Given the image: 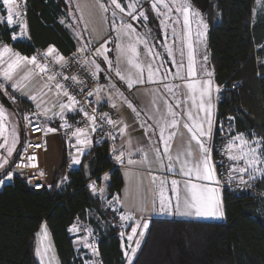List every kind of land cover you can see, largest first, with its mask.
<instances>
[{
	"label": "trees",
	"instance_id": "1",
	"mask_svg": "<svg viewBox=\"0 0 264 264\" xmlns=\"http://www.w3.org/2000/svg\"><path fill=\"white\" fill-rule=\"evenodd\" d=\"M254 2L190 0L208 25L207 51L212 78L219 89L212 132V156L219 180L217 147L223 145L227 136H264V18L254 19ZM69 3L86 40L76 0ZM24 7L28 36L13 40L14 29L0 22V41L28 57L36 49L49 46L63 57L75 50V41L60 22L67 17L68 0H24ZM20 102L28 105V111L30 105L25 98ZM49 125L59 124L57 121ZM221 125L229 127L227 135L221 136ZM91 140L81 162L67 167L64 137L62 165L48 191L32 190L16 174L2 185L0 264H37L32 246L43 222L59 264H86L87 257L74 246L69 231L76 219L92 227L99 264H125L116 219L110 218V210L103 208V200L95 197L87 185L92 178L100 183L102 174L107 173L105 192L111 199L119 194L122 178L118 168L112 166L106 143L98 142L96 137ZM11 165L2 175L10 171ZM257 190L264 192V182L258 184ZM222 201L225 215L219 222L150 218L131 264H264V196L222 186Z\"/></svg>",
	"mask_w": 264,
	"mask_h": 264
},
{
	"label": "snow or ice",
	"instance_id": "2",
	"mask_svg": "<svg viewBox=\"0 0 264 264\" xmlns=\"http://www.w3.org/2000/svg\"><path fill=\"white\" fill-rule=\"evenodd\" d=\"M2 3L4 10L6 11L5 17H0L3 19L8 26L19 25L21 28V35L26 34L27 25L23 22V12L22 7L23 3H17V0H0ZM258 5L264 6L262 4V0H256ZM111 4L115 6L116 9H119L120 12H125V9L121 7V4L118 0H111ZM100 7L107 11V8L103 4ZM139 8V0H131L128 5V15L131 16L132 20H136L139 17H143L147 19L143 10L138 11ZM152 8L157 12L158 15H163L166 19L168 18V14L171 13L172 9L175 8L177 12L181 13L183 17V27L184 34L178 39L182 42V47L180 48V55L183 59L184 57V47L187 48V78L181 77L179 69L184 67V64L178 63L176 64L175 60L173 63L176 64L178 71L176 72V77L182 80H186V89L187 94L185 95V100L183 103L187 104V101L190 100V106H187L185 109V114L188 117V120L191 121V124H185V127L192 134L191 138L194 140L199 146L200 151V159L198 161L193 162L191 159L192 153L191 149L188 148L183 153H178L176 159L180 161L181 157H184L181 162V173L186 177H195L196 181H208L209 183H201V182H192L189 179L184 185V200H183V213L187 215L195 214L196 216L203 217H215V218H223L224 206L220 192V180L217 178L216 172V162L212 158V146L209 141L212 138V129L214 123V106L212 103V82L210 79L207 80H198L196 79L197 71H196V60L194 56L193 43L191 40V30H190V17L195 18L198 22L199 28L202 29L198 32V36L201 38V42H203V37L205 36V32L207 30L208 25L203 21L202 14L200 11L192 8L190 0H153ZM163 8L165 11H161ZM255 12V9L253 10ZM113 16H116V12H113ZM121 19H123L121 17ZM63 22V21H62ZM163 23V22H162ZM175 23H179V21H175ZM113 30L118 31L119 36L117 38L116 50L118 59L116 62V71L115 74L121 81H126L127 86L132 88L136 84H143L144 81V71L145 66L142 62L139 61V53L137 49V44H144L147 47V41L137 34L133 29L131 24L122 23L118 28L115 24H113ZM173 34L176 35L175 30L173 29ZM17 38L16 34H13L12 39L15 40ZM128 40L129 43L125 46L121 43V40ZM107 43V41L105 42ZM84 49H78V51H83ZM107 49L102 45L100 49L96 50L95 55L100 56L104 55ZM148 55L155 56L156 54L151 51L150 48L147 49ZM168 55L173 56V49H168ZM43 56L46 58L52 57L56 63H60L62 66L66 63L64 61V57L57 53V50L54 46H50ZM123 57L126 64L128 65L127 75L122 73L120 69V58ZM104 60L112 66V61L108 60L107 55H104ZM204 60H207V56L204 57ZM87 63V61H85ZM95 65L97 71H99V65L95 64V61L92 62ZM27 68V71H23L22 75H19V79H16V76L23 70ZM134 70V71H133ZM203 70V69H201ZM48 72V64L41 63L37 56H23L18 52H14L11 47L7 44L0 43V77L3 78L4 81H12L11 87L15 90H23L28 86L34 78L41 76L42 74H46ZM159 69L152 68V63L150 62L147 65V75L149 82H152L154 75L158 74ZM207 76L211 77L212 73H206ZM56 79L55 75H48L47 82H52ZM65 79H70L73 83H83L82 81H78L75 75L66 77ZM164 79H167L165 76ZM5 85L0 83V90H3ZM164 87L169 91L173 92V88L169 87L167 84ZM177 89L180 87L179 85L175 86ZM55 88L57 90V96L66 97L67 101H61L59 103L60 111L55 112L54 116H59L61 120H64L65 113L79 111L83 112L84 116L87 118L89 122V129L92 132L97 131L96 124V116L89 115L82 107H79V101L76 100L75 96L71 95L68 89L64 84L57 82L55 84ZM51 90V89H50ZM219 91V89H216ZM46 95L43 91L33 92L29 99L35 102V106L38 110H41L39 113H35L34 115L43 114L47 117L49 109L44 107V100L42 97ZM89 96L92 95L91 92L88 93ZM175 95V93H173ZM180 102L178 101L177 106H179ZM167 116L172 117L169 121L167 117L162 116L160 123V138L164 143V153L166 155L169 154L171 145L168 140L174 135V133H169L168 138L165 139V130L166 128H172L176 125L177 121L175 117L178 115L170 104L165 101ZM115 106V105H113ZM131 107V105H129ZM95 112V110H93ZM202 114V115H201ZM107 114H102L100 116L101 120L106 118ZM25 119H28L25 116ZM230 120L232 118H229ZM107 123L113 126L118 121H113L111 118H107ZM64 127L67 126L65 123L62 125ZM126 127V126H125ZM89 129L86 128H76L72 132V136L76 138V151L78 154H82L84 149L91 145L92 140L89 138ZM34 130H40L38 127L34 128ZM45 131H56L54 128H47ZM120 133L123 134L124 128L119 129ZM252 138L249 139L245 133H237L235 136L230 137L227 140V143L223 146L222 151L227 156L228 160L232 162V166L228 168V178L229 180L237 178L234 174H240L238 176L239 182L241 185H250V183L259 178H264V136L257 137L255 133L251 134ZM0 137H4L5 142L0 144V148H6L8 156L12 155L13 150L15 149V145L17 142L16 130L12 128L9 132L7 128V112L5 108L0 105ZM10 138V143H9ZM115 151V149H114ZM137 151H141V149H137ZM157 153V158L159 159L160 153L159 149H155ZM131 155V153H128ZM124 153L121 152L120 155L116 156V160L119 162H123ZM146 161L147 156H144ZM168 159L171 161L173 158L171 155H168ZM81 161L79 159V155L74 156L72 163L79 164ZM129 164L135 163L133 160L128 161ZM7 163L5 159L3 162H0V168L4 167V164ZM173 165L170 163L168 165L169 170H171ZM247 175L248 180H244V175ZM12 173H8V178H11ZM66 179V178H65ZM105 179H107V174L105 175ZM155 180V177H154ZM3 181L0 180V184ZM163 183L161 182V188L159 192V201H160V211L171 213L172 211V203L171 199L165 195V189L163 187ZM172 184V193L173 196L177 200L176 211H180V192L178 188V182L176 180L171 181ZM215 185V186H212ZM89 187L92 189L95 194L97 188L95 183L90 184ZM101 197L103 198V194L105 192L104 188L99 189ZM119 198L113 197L111 201H108V206L118 205ZM118 211V207L115 209ZM121 221H129L133 219L132 213H121L120 214ZM142 229L138 232V228ZM148 228L147 221H137L136 224L132 227L131 233L128 234L127 238L129 241H133L134 236L142 237L144 235L143 229ZM70 231L77 232L79 228L76 225H73L70 228ZM121 235H124L122 233ZM48 239V233L46 226L42 225V239L40 241V246L37 248V256L41 259V264H58L55 260L54 249L50 244H45L44 242ZM84 243L83 247L90 249L94 255H98V251L94 247V245L89 244L87 242V237L83 238ZM134 243L138 246L140 244V239H136ZM131 251L134 253L136 248H132ZM51 253V256L49 255ZM126 256L131 260V256L126 252ZM86 264L89 262L86 261Z\"/></svg>",
	"mask_w": 264,
	"mask_h": 264
},
{
	"label": "crops",
	"instance_id": "3",
	"mask_svg": "<svg viewBox=\"0 0 264 264\" xmlns=\"http://www.w3.org/2000/svg\"><path fill=\"white\" fill-rule=\"evenodd\" d=\"M76 4L78 14L84 24L83 27L86 33L87 44L91 45V47L88 48L86 56L89 57V59L90 57H95V63L99 65V73H97L99 86L96 89L95 100L99 104L114 107L118 110V113L120 115L115 135L117 142V155H120L121 152L124 153L123 162L118 161L119 167H117L122 178V186L119 194L113 196L119 198V204L115 206L116 208L118 207L120 214L130 212L132 213L133 218L140 217L147 222L152 217L162 218L156 217L157 214H163V212L160 211V207H157L156 198L158 197L160 192L161 182H164L163 187L166 190L165 195L171 199L172 203L171 213L165 212L166 214H168V216H170L169 218L202 221H223L224 217L215 218L196 216L195 214H182L183 200L185 196V183L189 179H191L192 182L211 184V182L208 181H196L195 177L190 178L184 176L180 171L181 162L183 161L184 157H181L180 161L176 159L178 153H183L188 148L191 149V159L193 160V162L200 159L199 146L194 140H192V134L185 127V124H191V121L188 120V117L185 114V109L187 106H190L191 102L189 100L187 101V104L183 103L185 100V95L187 94V89L185 86L186 80L176 79L174 77V84L176 86L179 85L180 87L178 89L176 87H173V92L171 93L164 87L168 80L166 81L164 78H161V72L159 71L158 74H156L157 77H154L152 82H149L148 79L144 78L145 82L143 84H136L132 88H129L126 81H121L115 74L116 62L118 59L116 44L108 43L110 28L106 20L105 12L100 7V0H76ZM263 12L264 7L259 5L253 14V17L255 16L254 19L264 18ZM179 17L182 23L183 33H181L183 35L185 30L183 27V17L181 13H179ZM193 28L194 20L192 17H190L191 40L193 43L197 71V75L195 78L199 80V74L202 73V65H204L205 63L207 68L210 64V61L207 51V41L205 42L206 48L203 52L205 56H207V60H203L201 55L202 53H198V48L195 45V39L193 37ZM106 41L107 43H105ZM102 45L107 49L104 55H107L108 60L112 61L111 67L107 62H105L104 55H95L96 50L100 49ZM182 46L183 45L181 44V47ZM181 47H174L175 55L178 53V57H175L174 60L176 64L181 62L184 64V67L182 69H179V72L181 77L187 78V52L184 47V57L182 59L180 55ZM200 50L202 49L200 48ZM138 53L139 61L142 62L145 66L144 74L147 72V65L150 62L152 63V68L154 71L157 68L160 70L159 60L153 59L154 61L147 62L144 57L142 58L140 56L139 51ZM162 61H167L166 63L170 64V67H168L169 69H176L178 71L176 64L171 63L169 56H167L166 60ZM120 69L122 73L127 75L128 65L126 64L123 57L120 58ZM211 82L213 88L212 103L214 106L215 114L217 86L213 81L212 75ZM33 89L34 88L29 87L27 93L31 94ZM173 93H175V95H173ZM214 94L216 95L214 96ZM165 101H167V103L172 106L173 111L178 113V115L175 117V120L177 121L176 125L172 128H166L165 130V139L168 138L169 133H174L171 139L168 140L171 145L168 155H171V157L173 158L171 161L168 159V155L164 153L165 145L161 141L159 130V121L161 120L162 116L167 117L169 121L172 119V117L167 116ZM178 101L180 102L179 106H177ZM129 105H131V107H129ZM68 115V113H65L64 120H66V117ZM58 120V127H51L49 124H47V128H54L56 129V131H45L44 149L39 156L40 161L43 164L44 172L49 185L53 182L51 180V174L54 172L53 176H55L56 172L62 165V160L64 157V136L61 132V129L63 127L62 125H64L65 123L64 120H61L60 117L58 118ZM120 128H124L123 134L120 133ZM209 143L212 146V138ZM90 146L91 145H89V147ZM88 148L85 149L88 150ZM137 149H141V151H137ZM155 149H159V159L157 158L156 151H154ZM65 153L67 157H71L72 159L74 156L79 155L80 159L81 155L84 152L82 154H78L76 150H72V148L69 147V150L67 149ZM128 153H131V155H129ZM145 155L147 156L146 161L144 159ZM130 159L135 161V163L129 164L128 161ZM170 163L173 165L171 170H169L168 168V165ZM49 164L52 165V168L50 167V169L48 170L47 165ZM76 165H74L73 167H75ZM106 174L107 173H103L101 176V178H104L105 185L108 182V174L107 179H105ZM217 178L219 179L218 173ZM172 180H176L178 182V188L180 192L179 212L176 211L177 200L173 196V193L171 191ZM3 184L4 181L2 184H0V189ZM219 187L222 197L221 184L219 185ZM113 197L111 199H113ZM42 225H45L44 222L42 223Z\"/></svg>",
	"mask_w": 264,
	"mask_h": 264
},
{
	"label": "rangeland",
	"instance_id": "4",
	"mask_svg": "<svg viewBox=\"0 0 264 264\" xmlns=\"http://www.w3.org/2000/svg\"><path fill=\"white\" fill-rule=\"evenodd\" d=\"M70 0H68V12H67V17L62 18L60 20V22L63 24V26L67 29V31L69 32V34L71 35L72 39L75 41V45L76 48L75 50L78 51V49L83 48V51H78L80 52L82 55H87L88 52V46L86 44V40L83 36V29L81 28L80 25V21L79 19L76 17V15L74 14L72 5L69 3ZM101 4H103L105 6V8H107V11L105 12V16H106V20L108 22L109 28H110V36L108 39V43L109 44H116L117 43V38L119 36L118 31L113 30V24H115L117 26V28L122 24H131L133 29L135 30V32L137 34H139L140 36H142L146 41H147V47L144 44H137V49L140 52V56L143 58H145V60L148 61H154L155 60H159L160 62V77L164 78L165 76L167 77V79H165L166 81L168 80V84L169 87H175L176 85L174 84L175 80L174 77L176 79H179L176 77V72L177 70L175 69H169L168 67H170V64L166 63L167 61H162V60H166L168 55V49L171 48L173 49V56H169L171 63L173 64V60L175 59V57H178V53L175 55V48H179L181 47V40L178 39V37L182 36V23H181V19L179 17V12L176 11L175 8L172 9L171 13L168 14V18L166 19L163 15H158L156 11L153 10L152 8V3L153 0H139V8L137 9V15H138V11L139 10H143L145 15L147 16V19H144L143 17H139L136 20H132L131 16L128 15V5L131 2V0H118V2L121 4V7H123L125 9V12H120L119 9H116L114 5L111 4V0H100ZM262 4H264V0H262ZM258 4L256 3V0L254 2V6H253V10L258 8ZM264 7V6H263ZM252 10V11H253ZM116 12V16H113V12ZM161 11H165L163 8H161ZM264 13V12H263ZM252 14H254V11L252 12ZM6 16V11L4 10V7L2 5V3H0V17H5ZM121 17L123 19H121ZM255 17V16H254ZM179 21V23H175V21ZM194 20V28H193V34H194V39H195V45L198 48V53L202 55V59L204 60L205 54L203 53L205 48H206V38H207V30L205 32V36L203 37V42H201V38L198 36V32L201 31L202 29L199 28L198 22L195 18H193ZM63 21V22H62ZM0 22L6 23L3 19H0ZM23 22L26 24V19L25 16H23ZM163 22V23H162ZM12 27L14 30L12 32V36L13 34H16L17 38H26L28 36L27 34V28H26V34L25 35H21V28L19 27V25H12L9 26ZM173 29L175 30L176 35L173 34ZM182 32V33H181ZM0 43H3L2 41H0ZM121 43L124 44L125 46L127 45V43H129L128 40H121ZM9 46V45H8ZM10 47V46H9ZM150 48L151 51L153 53H155V56H150L148 55L147 49ZM200 48L202 50H200ZM48 49V48H47ZM47 49L43 50L42 53H45L47 51ZM186 52H187V48L185 47ZM14 52H17L16 50L13 49ZM24 56V55H23ZM35 55H31L29 57H32ZM48 59L55 61L52 57H49ZM95 57H87V60L89 62V64L92 66L96 77L98 79V75L97 73H99L96 68L95 65L92 63ZM96 64V63H95ZM203 70L201 74H199V80H207L210 79L211 77L207 76L206 73L210 72L211 73V68H210V64L209 66L206 68V65L204 63V65H202ZM23 71H27V68L23 69L17 76L16 79H19V75L23 74ZM47 76L48 73L46 74H42L41 76H38L36 78H34L30 83H28V86L23 89V90H15L11 87V83L12 81H4L2 77H0V83H3L5 85L3 90H0V92H2L7 100L10 102L11 106L7 107L2 105L6 112H7V128L9 130V132L12 130V128H15L16 130V136H17V142L15 145V149L19 143V135L22 134L23 137L25 138V134L27 131V126L29 124H33V123H39L42 128L45 129L48 127L47 124H53V123H57L59 116H54L53 114L55 112H59L60 111V107H59V103L61 101L66 102L67 98L66 97H62V96H57V90L53 84V82H47ZM154 77H157L156 75ZM153 77V78H154ZM144 78L148 79V75L147 72L144 74ZM173 79V81H172ZM99 81V79H98ZM34 88L32 90L33 92H40L43 91L46 95H44L42 97V99L44 100V107H47L49 109L48 115L47 117H45L43 114H39V115H34L35 113H39L41 112V110H38L35 106V102H33L31 99H29V96L32 94H28V88ZM51 89V90H50ZM172 93V92H171ZM28 94V95H27ZM216 94H214L215 96ZM25 98V100L29 103V110L26 111V109L28 108V105H26L25 102H20V99ZM24 106V107H23ZM26 106V109H25ZM31 108V110H30ZM69 115L66 117V120H64V123H67L70 120V113L71 112H67ZM66 113V114H67ZM25 116L28 117V119H25ZM65 118V117H64ZM63 123V124H64ZM221 128V136L227 135L230 132L229 127L227 129L224 128V126H220ZM226 130V132H225ZM95 133V135H93ZM236 135V134H235ZM232 135V136H235ZM102 134L100 132L96 133L95 132H89V138L91 139V137H96L98 138V142H101L102 140ZM232 136H227L226 139L224 140V143L222 146L217 147V153H218V157H217V162L220 164L221 166V174H220V182H221V186L223 187H227L231 190L237 191V192H251L254 194H259L264 196V192H257V186L258 184L264 182V178H257L256 180L252 181L250 183V185H241L238 179V176L240 174H234L237 176V178L229 180L228 178V168L232 166V162H230L227 158V156L223 153L222 148L223 146L227 143V140L232 137ZM257 137H260L258 135H256ZM252 137H250L249 139H251ZM5 142L4 137H0V144H3ZM65 142H66V147L69 150V147L72 148V150H76V147H78V145L76 147H74V145H76V138L72 136V139H67L65 137ZM9 143H10V138H9ZM89 147V146H88ZM87 147V148H88ZM90 148V147H89ZM88 148V149H89ZM14 149V150H15ZM14 150L12 152V155L14 153ZM87 149H84V152ZM11 156H8L7 153V149L6 148H0V162H3L5 159L7 160V163L4 164V167L0 168V179L2 181H4V183L9 182L11 180V178H8V173L11 172L12 175L15 174V170H13L12 165H11ZM71 159V167H73L76 164L72 163V158ZM9 165H11L10 167V171H8L6 174L2 175L3 172L6 171V169L9 167ZM50 167L52 168V165L49 164L47 165V169L49 170ZM54 172L51 174V180H54ZM12 177V176H11ZM100 184L102 186V188L105 189V184H104V178L102 177L100 179ZM244 180L247 181L248 177L245 174L244 175ZM157 196V195H156ZM103 202H104V207L107 210H110L111 212V217L110 218H115L116 222V226L119 229V234L120 237L122 239V247H123V253L125 256V264H131L135 255L138 252L139 247L141 246V243L143 241L144 235H145V229H143L144 231V235L142 237L139 236H134L133 237V241H129L127 236L129 233H131L132 231V227L136 224L137 221H144L142 218L140 217H135L132 220L129 221H121L120 219V213L117 212L116 206H108V201H111L112 199H108L107 198V194L106 192H104L103 194V198H102ZM156 204L157 207H160V201H159V195L156 198ZM156 217H167L169 218L170 216H168V214H166L165 212H163V214H157ZM81 222V221H80ZM149 222V221H148ZM219 222V221H218ZM85 227H80L78 223H74L73 225H76L79 228V231L77 232H73L70 231V234L73 237V243L74 246L77 249H81L83 251V255L87 257V262H89V264H99V260L97 258V255H94L93 252L88 249V248H84L83 247V243L84 237H87V242L89 244L94 245V247L96 248V243H95V233L92 229V227L90 225H88L86 222H82ZM45 226V225H43ZM72 226L70 228H72ZM142 224L141 227L138 228V232L142 229ZM47 228V227H46ZM47 233H48V239L44 242L46 245L50 244L52 246V248L54 249L53 243H52V239H51V235L50 232L47 228ZM122 233H124V235H121ZM140 239V244L137 246L134 241L136 239ZM42 239V226L40 227V229L36 232L34 241H33V255L35 258V261L37 264H41V259L39 256H37V248L40 246V241ZM132 248H136V251L133 253L131 251ZM128 253L131 256V260L128 259V256L125 255V253ZM51 256V253L49 254ZM54 255H55V260L58 262V258L57 255L55 253V249H54ZM47 264V261H46Z\"/></svg>",
	"mask_w": 264,
	"mask_h": 264
},
{
	"label": "built area",
	"instance_id": "5",
	"mask_svg": "<svg viewBox=\"0 0 264 264\" xmlns=\"http://www.w3.org/2000/svg\"><path fill=\"white\" fill-rule=\"evenodd\" d=\"M17 3H23L22 12L25 16L24 0H17ZM43 50L36 49L33 55L37 56L41 63L48 64V75H55L56 79L53 82L54 86L57 82L64 84L71 95L75 96L79 101V107H82L90 116H96L97 132L102 134V141L106 143L107 154L112 162V166L119 167V162L116 160L117 146H116V129L118 123L115 126L107 123V118H111L113 121H118L120 115L118 110L108 105H102L96 102L95 93L99 86V81L96 74L89 64L86 55H82L80 52L74 50L69 55L64 57L66 62L63 66L60 63H56L43 56ZM87 61V63H85ZM75 75L78 81L83 83H73L70 79H65ZM92 95L89 96L88 93ZM95 110V112H93ZM102 114H107L104 120L100 119ZM70 120L66 123V127H62L61 132L67 139H72V132L76 128L89 129V122L84 116L83 112L74 111L70 113ZM38 127L40 130H34ZM89 132L90 131L89 129ZM44 136L45 131L39 123L29 124L21 149L13 161L12 168L15 170V174L18 175L32 190L48 191L50 185L47 182V178L44 172V167L40 161V154L44 149ZM115 149V151H114ZM67 167H71V159L68 157L66 160ZM95 183L97 188L94 194L89 187L90 184ZM221 184V183H220ZM89 191L97 198L102 199L99 189L102 188L101 184L96 178H92L87 182ZM74 223H78L80 227L85 225L79 220H75ZM73 223V224H74Z\"/></svg>",
	"mask_w": 264,
	"mask_h": 264
},
{
	"label": "water",
	"instance_id": "6",
	"mask_svg": "<svg viewBox=\"0 0 264 264\" xmlns=\"http://www.w3.org/2000/svg\"><path fill=\"white\" fill-rule=\"evenodd\" d=\"M0 102L4 106H7V107L11 106L10 102L7 100L6 96L2 92H0ZM23 139H24L23 135L20 134L19 143H18V145H17V147H16V149H15L13 155H12V158H11L12 161H14L15 158L17 157V155H18V153H19V151L21 149V146H22V143H23Z\"/></svg>",
	"mask_w": 264,
	"mask_h": 264
}]
</instances>
